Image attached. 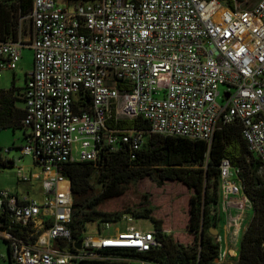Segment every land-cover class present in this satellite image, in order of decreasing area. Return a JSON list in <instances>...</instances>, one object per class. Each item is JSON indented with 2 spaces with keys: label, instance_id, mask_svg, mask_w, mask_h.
<instances>
[{
  "label": "built area",
  "instance_id": "1",
  "mask_svg": "<svg viewBox=\"0 0 264 264\" xmlns=\"http://www.w3.org/2000/svg\"><path fill=\"white\" fill-rule=\"evenodd\" d=\"M25 18L27 39L17 29L16 40L0 41V79L16 71L24 48L33 51L20 122L28 133L18 150L41 172L20 169L17 177L41 179L45 196L39 202L0 192L8 264L113 262L123 258L110 250L143 253L159 245L152 229L132 224L103 232L131 218L103 224L94 237H72V197L62 165L96 162L105 148L136 151L144 141L143 131L108 129L111 118L142 117L152 134L208 144L219 123H237L248 152L264 168V0L246 8L236 0H31ZM160 74L167 88L159 95ZM8 152L0 149V158ZM219 171L222 208L235 196L237 207L247 203L239 171L228 159ZM237 221L227 216L235 235ZM129 262L155 264L138 256Z\"/></svg>",
  "mask_w": 264,
  "mask_h": 264
},
{
  "label": "trees",
  "instance_id": "2",
  "mask_svg": "<svg viewBox=\"0 0 264 264\" xmlns=\"http://www.w3.org/2000/svg\"><path fill=\"white\" fill-rule=\"evenodd\" d=\"M30 11L31 0L0 2V41L16 40L19 18L26 17ZM22 91L14 85L9 90H0V130L22 128L20 122L24 110L18 107V103H23ZM106 127L143 131L144 141L136 151L127 145L116 152L105 148L100 150L96 162L71 161L62 165L72 197V237L80 241L86 234L87 225L97 224L99 232L103 224L123 220L129 215L131 219H149L159 245L143 253L134 250L107 252L124 260L82 261L78 264H132L129 258L136 256L155 264H264V182L255 172V167L261 163L248 152L239 124L219 123L210 144L152 134L150 124L142 117L111 118ZM223 159H228L239 171L236 180L240 182L252 209V217L242 232L237 255L231 263L221 261L220 241H216L211 232L216 230L220 235L224 223L220 210L222 189L219 171ZM12 166V161L0 158V167ZM144 178H150L157 186L165 181H178L192 191L188 222V229L194 236L192 244L176 242L163 229L162 221L153 216V206L121 212L99 210L104 199L122 194L124 186Z\"/></svg>",
  "mask_w": 264,
  "mask_h": 264
},
{
  "label": "rangeland",
  "instance_id": "3",
  "mask_svg": "<svg viewBox=\"0 0 264 264\" xmlns=\"http://www.w3.org/2000/svg\"><path fill=\"white\" fill-rule=\"evenodd\" d=\"M242 8L251 7L255 5L259 0H236ZM60 3V2H59ZM62 5V3H60ZM15 15V13L12 12ZM19 23V21H18ZM20 25V33L23 39L29 37V21L24 17ZM17 30V37H18ZM33 69V51L26 47L22 50L21 60L18 63L16 71H4L2 78L0 79V90H9L12 85L15 88L22 90L26 84V75ZM159 95L167 88L166 75L160 74L157 80V86ZM219 91L223 93L225 86L221 85ZM221 102V101H220ZM23 133H28V130L6 128L0 130V149H9L8 154L3 153L2 158L13 161L12 167H0V192L7 191L15 195H28L30 198H34L39 202L45 196V189L42 184V180L38 178L32 179L29 183L22 182L17 173L20 169L26 175L30 173L39 174L41 167L36 166L30 155H22L18 149H21L25 145ZM255 172L264 182V168L258 164L255 167ZM192 191L189 190L184 184L178 181H165L161 186H157L150 178H144L137 183L127 184L122 188V194L112 195L104 199L99 206V210L102 212H121L131 209L139 208L140 206H153L155 211L153 216L162 221L163 229L171 234L176 242L183 245H190L194 241L193 234L188 229L189 222V199ZM243 201V200H239ZM231 204V203H230ZM248 204V203H247ZM231 206V205H229ZM227 204L224 206L223 212L231 215L233 209L227 208ZM221 209V210H222ZM127 219L129 215L125 216ZM252 217V211L249 210L247 217L243 219V226H246L247 222ZM128 224L134 225L140 230H151L153 224L149 219H133L132 222L120 221L116 224H111L107 230H103L104 233H115L116 230H123ZM228 232H232L229 227ZM97 224L92 223L87 225L85 236H97L98 235ZM216 241L219 235L213 234ZM221 235V234H220ZM242 235V231L239 236L231 233L227 234V240L220 242L222 248L225 245L229 249L238 252L239 240ZM223 241V239H222ZM6 244L0 238V264H8L6 256ZM223 254V253H222ZM230 257L227 263H231L233 252L224 254L221 259Z\"/></svg>",
  "mask_w": 264,
  "mask_h": 264
},
{
  "label": "crops",
  "instance_id": "4",
  "mask_svg": "<svg viewBox=\"0 0 264 264\" xmlns=\"http://www.w3.org/2000/svg\"><path fill=\"white\" fill-rule=\"evenodd\" d=\"M18 107H20V108H24V104L22 103H18ZM23 136H24V133H23ZM239 199V196H235L234 197V200H233V203H231V206H228L229 207V209H233V213L231 214V215H233V216H238V217H240V221L238 222L237 221V223L235 224V232H236V235H237V237L239 236V234H240V232L242 231H244L245 230V227L246 226H243V219H244V217H247V214H248V211L249 210H251L252 211V209H251V205H250V203H245V204H243L241 207H237L236 206V204H234L235 203V201L236 202H238L237 200ZM227 207V208H228ZM222 209V205H220V210ZM221 212H222V214H223V218H224V223H223V225H222V227H221V229H220V234L221 235H219V238H220V242H225V244H227L226 243V240H227V234L228 233H230V232H228V227H229V229H231L232 230V226L231 225H228L227 224V216H228V214H226V213H224L223 212V209L221 210ZM250 221V220H249ZM248 221V222H249ZM247 222V223H248ZM246 225V224H245ZM222 239H223V241H222ZM6 244V243H5ZM6 246H7V244H6ZM220 250H221V252L223 251L224 252V254H227L229 251L230 252H233V257H235L236 255H237V253L235 252V250H233L232 251V249H229L228 247H227V245H225V248H222L221 246H220ZM8 253H9V251H8V246H7V248H6V256H7V261H8V263H9V259H8ZM229 258L230 257H227V258H225L224 260L222 259L221 261L222 262H224V263H227V261L229 260Z\"/></svg>",
  "mask_w": 264,
  "mask_h": 264
},
{
  "label": "water",
  "instance_id": "5",
  "mask_svg": "<svg viewBox=\"0 0 264 264\" xmlns=\"http://www.w3.org/2000/svg\"><path fill=\"white\" fill-rule=\"evenodd\" d=\"M211 232H212V234H217V231H216V230H213V231H211ZM201 235H202V233H201ZM76 246H77V248H79V247H80V245H79V244H77Z\"/></svg>",
  "mask_w": 264,
  "mask_h": 264
}]
</instances>
